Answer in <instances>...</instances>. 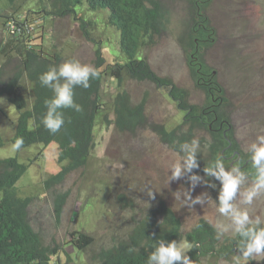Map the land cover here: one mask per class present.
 <instances>
[{"label": "rangeland", "instance_id": "rangeland-1", "mask_svg": "<svg viewBox=\"0 0 264 264\" xmlns=\"http://www.w3.org/2000/svg\"><path fill=\"white\" fill-rule=\"evenodd\" d=\"M161 1L165 4L167 10L171 7L168 11L171 15V12H173L174 16L170 15V18L172 17L170 25L177 28L176 31H178L177 33H175L176 31L172 32L174 29L169 25L168 30L164 31L159 37L148 40L149 43L144 45L143 55L146 52L145 58L149 61L152 70L160 77L171 78L178 86L180 85L179 87L188 91H190L188 88L192 89L189 92L192 103L204 104L206 94L203 91L200 92L201 90L195 85V80L189 68L187 53L186 36L192 12L185 0H176L177 2L171 0ZM15 3L22 10L32 7L34 10L36 8V11L41 9L50 11L51 9L50 4L44 5L38 0H17ZM180 5H183V7ZM79 6L78 12L75 10L69 17H55L47 22L41 15H34L36 17L35 24L40 29V36L36 40L37 46L40 47L43 42L42 48L46 52L51 55L58 52L62 54L63 61L61 63L71 58H77L82 63L94 66L93 63L97 58L98 51H101L103 58L105 57L106 64L122 62L123 55L119 47V33L113 26L109 25L107 11L91 10L88 8V4ZM179 8H183V14L182 12L180 14ZM208 15L210 22L216 28L217 37L211 45L212 47H209L211 53L206 48L202 51L201 58L204 61L207 59L205 62L216 73H219L217 74L218 78L226 87L228 98L231 101L229 112L232 117L233 131L236 139H239L240 148L245 150L247 144L255 140L258 134H264V0H214L208 10ZM100 19L101 21H98ZM175 22L176 24H174ZM83 23L86 24V29L90 31L91 40L88 39L81 27ZM178 23L180 24L177 25ZM55 24L56 27L54 28ZM104 26L105 29L103 30ZM185 26L186 28H184ZM1 28L0 24V42L3 37ZM183 28L187 31L185 32ZM78 29L82 32L79 33ZM40 41L41 43H39ZM2 44L5 43H0V48L3 46ZM11 51L12 48L8 47L7 51L0 57V64L4 66L0 65V67L3 69L6 67L5 71L15 69L19 62L18 57L9 58L8 53ZM119 57H122L120 58L121 61ZM11 61H13V64H11ZM4 64L9 67L7 68ZM113 72L111 70L104 72L106 78L104 89H107L105 99L107 100L106 104L108 103L105 108L111 112H109L110 118L114 117V113L109 108V103L114 100L118 91L116 87L118 85V75ZM124 88L128 92L131 90L129 93L134 91L130 94L131 97L132 95L134 97L131 98L134 104H139L144 98L147 99V102L145 101L147 104V106L145 104V111L149 120L153 121L154 124L158 122L157 124H164L172 128L181 124L183 115L180 110L182 108L177 106L176 102L169 97L164 89H160L152 81L126 77ZM7 110L11 112L12 107L9 106ZM106 110L102 111V115H105ZM185 127L183 126V129ZM106 128L108 127L104 125V120L99 119L95 130L96 146L89 158V163L85 167L71 172L62 184L48 189L45 186V180L60 168L57 160L58 148L55 145H51L47 151L44 150L45 155L21 179V181L23 180L20 184L21 193L32 198L30 207L32 223L41 232L48 233L49 241L53 246L59 244L61 248H65L70 253L71 260L68 264H96L93 258H89L88 252L75 245L72 232L75 234L78 232L92 234L99 245L110 244L113 242V237L108 238L106 231L113 229L118 238L122 237L132 228L148 207L161 199L167 200L176 209L182 217L183 227L184 230L187 229L186 231L190 230L200 218H218L216 199H218L220 186L212 188L208 184L199 183L194 189H191L190 182L186 177L168 183V166L174 155L179 154V151L172 149L171 146L161 141L160 135L153 132L156 130L152 128L142 129L143 132L140 130L137 135V132L133 134L120 132L114 124L108 129ZM105 129L106 131H104ZM146 130L151 133L146 132ZM6 132L8 136L11 135L12 127L9 126ZM144 132L145 135H143ZM129 133L132 135L129 136ZM196 136L195 138H198L199 141L203 139L205 145L210 140V134L205 129H197ZM26 149L31 154L23 151L22 156L24 162L29 164L28 157L35 158L41 147L37 150L36 146ZM17 152L13 144L7 143L5 147L0 149V158L14 157ZM231 163L235 164L233 160H231ZM146 188L153 191L152 196L147 194ZM185 190H191L193 198L201 193H207L210 196L208 204L206 201L204 205L196 204L191 208L188 205L183 206L181 200H177L175 196L177 191L183 193ZM67 192V200L61 218L58 219L55 210L56 197ZM122 193L135 199L133 207L126 206L124 209L125 205L123 204H125V201L119 199ZM254 214L264 216V199L254 205ZM99 245H94L92 251L96 250ZM232 258L218 259L210 256L204 264H221L222 261L225 264H231ZM66 259L62 255L63 264L66 263ZM262 262L264 261L257 262L253 260L249 264H260Z\"/></svg>", "mask_w": 264, "mask_h": 264}, {"label": "trees", "instance_id": "trees-1", "mask_svg": "<svg viewBox=\"0 0 264 264\" xmlns=\"http://www.w3.org/2000/svg\"><path fill=\"white\" fill-rule=\"evenodd\" d=\"M16 1L17 0H0V3L2 4L4 3V5L0 6L1 20L4 21L8 17V15L15 14L20 10L21 7L16 5L15 3ZM50 1L51 4L49 3ZM50 1L47 0L48 4L51 5L52 12H40L35 10L32 11L30 10V12H32L33 14L41 15L42 17H45L47 15L53 17H58V16L66 17L70 13L69 12L70 3L76 0H66V1L50 0ZM88 1L90 6L89 9L103 10L108 12L109 25L113 26V28H115L116 31L120 34L119 47L122 51L124 61L116 64L113 63L106 64V60L105 58L102 57L101 51L97 52V58L93 64L100 73L99 78H96V81L95 79L90 80L91 83L89 86L90 88L89 87L86 89L82 87L75 88L74 99L78 104L82 106V111L76 112L72 109H64L63 111L65 116V124L58 133L54 135L51 134L43 125L42 122L43 117L45 116L47 111L44 102L46 99L51 98L53 93L51 89L41 85L39 77L50 66L61 64L60 61L62 59L61 54L58 52L51 55L50 53L46 52L43 49L35 50V52L34 50L29 51V49L27 48L29 47V44L31 42L30 40L32 39L28 33H21L18 36H10L6 38L5 40L6 44L1 48L2 51L0 50V53L4 54V52L7 51V48L11 47L12 51L8 53L9 58H15V57L19 58L18 65L16 66V68L18 69L16 68L14 70L9 69L8 71H5V69L3 70L0 69V89H1L0 90V99H1L0 100V149L5 147L7 143H11L14 145L15 141L20 137H22L24 140V145L20 150H18L16 156L0 158V191L2 190L1 193L3 194L2 195L0 193V264H63L62 255H64V257L67 258L65 264H68V262L71 260V255L70 253L67 252L65 248H61L59 244L53 246L52 243L49 241V235H47L48 233L45 234L41 232L40 229H38L36 225L32 223V220L29 217L31 216L29 215V213H30L32 198L30 196H25L21 193L20 184L23 181V180L21 181V179L25 176L28 170L33 169L35 163L45 155V151H47V149L51 145H55L58 148L57 160L59 159L58 163L60 164V168L56 172H54L51 177L47 178L48 181L45 180L46 182L45 186L46 185L49 186L48 182H51L50 187L60 185L66 180L67 176L71 172L78 170L81 167H85L89 163V158L94 150L93 147H95L96 144V140H93V138L95 139V130L98 124L97 120L99 119H101L102 121L104 120V125L108 128L112 124H114L115 127L118 129L122 125L125 124L126 126L128 125V127L122 126L121 129H119L120 132L122 131V132L138 133L140 130L144 128L145 129L152 128L153 130L157 129L156 130L157 132L160 130L158 134L160 133L159 135L162 141L164 140L163 142H166V144L170 145L172 148L177 146L175 148L176 151L179 148V144L184 143L186 141L190 142L196 136L195 130L205 129L210 134L211 143L210 145L206 146V148L204 147L203 149H201L203 146H205V143L201 141L202 144L200 151L203 152V150L206 149V151L204 152L207 154L208 158L206 157V154L203 155L201 152L200 154L198 153V157H199L198 162L200 163L199 168H202V170H199L198 168L193 171H195L197 174L198 172L199 174H201L202 171L203 174L204 173L203 168L207 167L211 162H213L217 158L222 159L226 167H230L231 164L229 162L232 159H234L235 164H238L240 167L242 166L241 168L242 170L245 169L244 170L245 172L252 173L254 171L250 163L249 154L240 148L239 143H237L238 140L236 139L235 133L233 134L234 131L231 124V114L229 112L230 100L228 98L227 92H225L226 89L225 87H223L224 85L222 86V83L220 82L219 78L218 77L216 78L217 76L216 71H214L201 58L202 51L205 48H209L216 40V36H217L216 28L214 27V25H212V23L209 21L208 18V10L214 0H185L188 7L190 8V11L192 10L191 12L195 13V16L192 13L193 18L191 16L189 20V25H188L189 30L187 31L188 34L186 36V43H187L189 65L193 78L196 83L195 85L198 88L203 89L202 91L206 94V101L204 104L201 105L192 103L188 97L190 95V94L188 95L189 91H187L185 88L178 87V85L175 82H173L171 78L160 77L154 70H152L151 65L150 66L148 65L150 63L148 60H146L147 58H145L144 55L143 56L141 55L143 54L142 52L143 51L142 49L144 48L143 46L149 43L148 40H154V38L159 37L164 31L168 30V27L170 25L169 23L171 21V18L169 19L170 17V14L168 15L169 11L166 9L165 4L161 0H88ZM73 12L75 11H72L71 14ZM82 26L84 33L88 36V39L91 40L92 37L90 35V31L86 29V24L83 23L81 27ZM143 37L144 38L147 37V38L144 39ZM139 40L141 43L139 42ZM199 43L201 45H199ZM137 52L139 53V55ZM25 57L27 59H25ZM33 59H35L36 61H34ZM101 59L103 61H100ZM45 60L46 61L48 60L49 63H46ZM31 61H34V63ZM38 61H41L42 64L44 62L42 68H41L42 64H40L41 62ZM35 62H38L40 66ZM20 64H22V66H20ZM48 64L49 65L52 64V65L49 66ZM39 69L41 70V72H39ZM106 70L114 71L113 72L114 74L118 73L117 77L119 79L118 80L119 82L117 86H119L118 90L120 89L121 91V92L117 91L118 93H116L117 95L115 94V97L118 96V98H116L115 100L114 97L115 101L113 100L109 103L110 108L114 110L113 113L115 114V116L113 118H110L109 112L106 113L105 115H102V111L106 110L105 107L107 102L105 99V93L107 92V89L106 90L104 89V85L106 84V78L104 72ZM12 71L14 72V74L12 73ZM126 77L135 78L138 80H150L153 83H155L160 89H164L168 93L169 97L174 102H176L177 106L179 108L180 107L182 108L180 110L183 115L181 119V124L172 128L164 124H157V123L154 124L153 122H151L149 120L148 115L144 111L145 103L142 107V104L143 102L146 101V98H144L143 101H141L139 104H134V102H132L130 93L124 88V82ZM3 82L4 83L6 82L5 85L7 87L4 85ZM89 89L90 92H88ZM125 94L127 98H125L126 96H123L125 99L123 100L122 95ZM22 99L25 100L24 103ZM127 99H129V101ZM117 101L118 103L116 104ZM119 105L124 110L125 109L127 110V111L125 110V112L123 111V109L121 110L122 116H120V118L119 115L121 114L118 113L120 111H117L120 110ZM9 106L12 107L11 112L7 110ZM19 107L21 108L18 109ZM85 109H87V111ZM115 109H117L116 110L117 113ZM133 111L135 112L136 117H134ZM222 111L224 113H222ZM90 112H92V115ZM93 112L95 113L93 114ZM139 112H141L142 115ZM125 115H127L126 117L130 119L127 118L125 120H122L121 117H123L124 119ZM139 115L143 117L142 123H141L142 119H140L142 117ZM93 116L96 117L94 118ZM131 118L132 119L138 118L137 120L134 119L132 121L137 122L139 119L140 121L137 122L136 124L134 122L135 126L133 127V124L131 123ZM117 119H121V121L118 122ZM147 124H152V125L148 126ZM12 125H14L13 135L8 136L6 130L8 129L9 126ZM181 125H186V132L184 131V133L188 134L187 135L188 137L183 134V129H182L183 127ZM3 126H5V128H3ZM131 126L134 129H131ZM179 126H180V130L179 128H177ZM176 128L177 130H175ZM161 129L163 132L164 130L166 132H164V134L163 133L161 134L162 132ZM189 132H191L190 136H189ZM166 134L167 136L170 135L169 140H167L168 138L165 136ZM171 134L172 136L174 134L175 138L174 137L172 138ZM171 138L174 140H172ZM187 138L188 139L191 138V140L190 139L187 140ZM170 140H172L173 143L172 142L170 143ZM32 146H36V150L40 147L42 149H40L39 153L36 154L35 158L29 156L28 158L30 163L27 164L24 162L22 152L24 151L25 153L31 154L30 152H27L29 150H27L26 148ZM237 146L239 147L237 148ZM209 148L211 150L213 149V151H210ZM207 152L209 153V155ZM211 154H213V156ZM210 156H212V158L214 156L216 157H214L213 158L214 160L212 161V158L210 159ZM205 157L207 158L206 160L209 161L208 163H206L207 161L204 160ZM204 161L207 165L206 164L201 165L204 163ZM66 173L68 175H66ZM201 176H204V174ZM60 179L61 182L59 181ZM208 180L210 181V183L213 181L217 185L216 187L220 186L218 184L219 181H216L214 178L209 177ZM55 181H58L59 183ZM52 182L56 183V185H54ZM51 184H53V186H51ZM66 195H68V192L61 193L56 197L55 205H56V214L58 213L56 215L57 218L61 217V213L63 212L62 209L64 208V205L67 200ZM125 195L126 194L124 193L120 194V199L125 201L124 205L130 204V207H133L135 205L134 199L128 197L129 199L128 201V199L126 198L127 196ZM171 206H172L171 204L169 206V202L167 200L165 201V199H161L157 203L148 207L141 214L140 218L136 221V223L132 226V228L129 230L130 232L128 231L124 235V237L123 236L120 237L121 239L117 237V234L113 229L106 231V236L108 238L113 237V242L110 244L99 245L98 243H96V240H94L95 237L92 234L81 233V232L80 233L78 232L77 234L72 232L73 236H75L73 238V242L78 247L81 245L79 248L82 250L84 249L85 252H88L89 258H93L96 264H146L147 257L149 253L153 250V247L156 245L158 240L160 239H164L166 241L177 240V239L179 240L183 236L186 237L188 240L190 239L189 241L199 245L198 248H193L188 253L189 258L192 259L193 261V264H204L203 261H205L207 258H209L212 255H213L212 257H216L219 259V258H226L227 256H228L227 258L230 257L232 258L234 254H238L235 241H233L232 239L225 237L223 238V240L221 241L219 240L218 242L217 240H215V237L214 238L212 237L213 239L211 238V236L213 235L215 236L214 233L215 231L207 223L206 218H200L197 221L198 223L196 222V224L190 230L185 231L183 227V220H181L182 217L179 216L178 212H176L179 216L178 217L175 213L176 209L173 206L172 207ZM161 214L164 215L162 216ZM179 225L181 227H179ZM178 228L179 229L181 228L180 229L181 232L178 231ZM39 232L42 234V236L40 235ZM194 235L197 237L195 238ZM207 238H209V240H207ZM91 239H93V241ZM79 240L81 243L79 242ZM82 240L84 242V246H82L83 245ZM204 240L206 241L204 242ZM88 241L91 242L89 243ZM96 244L99 245V247L96 250L92 251V247ZM217 244L218 247L216 246ZM136 247L139 248L136 249ZM134 249L136 251H134ZM146 250L148 251V253L146 252ZM144 252H146V254H144ZM50 255L51 258H49ZM94 255L96 256L95 258ZM260 264H264V262Z\"/></svg>", "mask_w": 264, "mask_h": 264}, {"label": "clouds", "instance_id": "clouds-1", "mask_svg": "<svg viewBox=\"0 0 264 264\" xmlns=\"http://www.w3.org/2000/svg\"><path fill=\"white\" fill-rule=\"evenodd\" d=\"M38 1L44 5L47 4V0ZM87 4L89 8L88 0H76L70 3L69 15L77 10L79 5ZM30 10L34 9L22 10L20 8L17 13L8 15L4 21L0 18L3 34L1 42L6 44V38L28 33L32 39L28 49L34 51L43 49V42L40 47L36 44L40 32L39 26L35 24L34 15L38 14H33ZM40 12L52 11L41 9ZM43 18L47 22L54 17L47 15ZM2 54L0 53V57ZM99 75L95 66L82 63L77 58L50 66L40 75L41 85L51 89L53 93L52 97L44 102L47 111L42 121L51 134L58 133L64 126V109L82 111V106L74 99L75 88H88L90 80L98 78ZM11 127V135H13L14 125ZM210 143L209 140L206 146ZM23 145L24 140L20 137L15 141L14 148L18 151ZM200 148L198 138L179 144V154L174 155L168 166V183L186 177L191 189H194L199 183L216 188L215 183L208 181L209 177L219 181L220 187L218 199H216V211L219 216L215 219L206 218L207 223L215 231V238L222 240L228 237L235 241L238 254L233 255L231 264H249L253 260L264 261V216L254 214V205L264 199V134H258L255 140L248 143L245 148L254 170L252 173L245 172L238 164L231 163V161L229 162L231 166L226 167L223 160L217 158L203 168L204 176H201L193 171L200 166L198 162ZM232 160L235 162L234 159ZM145 191L149 196L153 195V191L148 188ZM209 197L207 193H201L193 198L191 190H185L183 193L177 191L175 196L177 200H181L183 206L188 205L190 208L196 204L204 205L206 201L208 204ZM198 247V244L189 241L186 237L171 241L160 239L149 253L146 264H193L188 253ZM221 264L225 262L222 261Z\"/></svg>", "mask_w": 264, "mask_h": 264}, {"label": "bare ground", "instance_id": "bare-ground-1", "mask_svg": "<svg viewBox=\"0 0 264 264\" xmlns=\"http://www.w3.org/2000/svg\"><path fill=\"white\" fill-rule=\"evenodd\" d=\"M49 1H50V0H49ZM52 1H53V0H52ZM65 1H66V0H65ZM169 1H170V0H169ZM171 1H174V2H175L176 0H171ZM179 1H180V0H179ZM12 2H13V1H12ZM36 2H37V1H36ZM70 2H71V1H70ZM103 2H105V1H103ZM165 2H166V1H165ZM176 2H177V1H176ZM47 3H48V2H47ZM49 3L51 4V1H50ZM65 3H66V2H65ZM110 3H111V2H110ZM35 4H37V3H35ZM57 4H58V3H57ZM57 4H56V5H57ZM175 4H176V3H175ZM1 5H4V3H3V4L0 3V6H1ZM37 5H39V4H37ZM58 5H59V4H58ZM146 5H147V4H146ZM169 5H170V4H169ZM50 6H51V5H50ZM91 6H94V5H91ZM102 6H103V5H102ZM148 6H149V5H148ZM170 6H171V5H170ZM178 6H179V4H178ZM180 6H181V5H180ZM193 6H194V5H193ZM2 7H3V6H2ZM42 7H43V6H42ZM56 7H57V6H56ZM67 7H68V6H67ZM181 7H183V5H182ZM22 8H23V6H22ZM32 8H33V7H32ZM32 8H31V9H32ZM34 8H35V7H34ZM39 8H40V7H39ZM46 8H47V6H46ZM54 8H55V7H54ZM54 8H53V10H54ZM64 8H66V7H64ZM97 8H98V7H97ZM170 8H171V7H170ZM170 8H169V9H170ZM81 9H82V8H81ZM169 9H168V10H169ZM172 9L174 10L173 6H172ZM172 9H171V10H172ZM179 9H180V8H179ZM182 9H183V8H181L180 11H179L180 14H181V12L183 11ZM184 9H185V8H184ZM35 10H37V9L35 8ZM47 10H48V9H47ZM60 10H61V9H60ZM82 10H83V9H82ZM82 10H81V11H82ZM177 10H178V8H177ZM206 10H207V9H206ZM38 11H39V10H38ZM174 11H175V10H174ZM191 11H192V10H191ZM194 11H195V10H194ZM54 12H55V11H54ZM76 12H78V10H77ZM176 12H177V11H176ZM179 12H178V13H179ZM86 13H88V12H86ZM171 13H172V15L170 14V12L168 13V15L170 14L171 16H174V15H173V12H171ZM178 13H177V14H178ZM192 13H193V12H192ZM76 14H77V13H76ZM182 14H183V12H182ZM193 14H194V16H195V13H193ZM193 14H192V15H193ZM184 15H185V14H184ZM95 16H96V15H95ZM179 16H180V15H179ZM181 16H182V15H181ZM208 16H209V15H208ZM68 17H69V16H68ZM93 17H94V16H93ZM96 17H97V16H96ZM168 17H169V16H168ZM187 17H188V16H187ZM54 18H55V17H54ZM87 18H88V17H87ZM87 18H86V19H87ZM171 18H172V17H171ZM192 18H193V16H192ZM91 19H93V18H91ZM94 19H95V18H94ZM110 19H111V18H110ZM169 19H170V17H169ZM177 19H178V18H177ZM205 19H206V18H205ZM186 20H187V18H186ZM41 21H42V20H41ZM90 21H91V20H90ZM95 21H96V19H95ZM98 21H101V19L98 20ZM103 21H104V20H103ZM173 21H175V20L173 19ZM178 21H179V20H178ZM207 21H208V20H207ZM209 21H210V19H209ZM88 22H89V21H88ZM93 22H94V21H93ZM170 22H171V21H170ZM37 23H38V21H37ZM54 23H55V22H54ZM94 23H95V22H94ZM97 23H98V22H97ZM99 23H100V22H99ZM101 23H102V22H101ZM184 23H185V22H184ZM191 23H192V22H191ZM191 23H190V25H191ZM102 24H103V23H102ZM169 24H170V23H169ZM174 24H176V22H175ZM179 24H180V23H178L177 25H179ZM53 25H54V24H53ZM75 25H76V24H75ZM94 25H95V24H94ZM96 25H97V24H96ZM100 25H101V24H100ZM98 26H99V25H98ZM101 26H103V25H101ZM171 26H172V25H170V27H171ZM211 26H212V25H211ZM55 27H56V24H55L54 28H55ZM77 27H78V26H77ZM88 27H89V26H88ZM91 27H92V25H91ZM99 27H100V26H99ZM198 27H199V26H198ZM43 28H44V27H43ZM50 28H51V27H50ZM54 28H53V29H54ZM82 28H83V26H82ZM95 28H96V27H95ZM101 28H102V27H101ZM107 28H108V26H107ZM171 28H173V27H171ZM171 28H169V29L171 30ZM178 28H179V26H178ZM184 28H186V26H185ZM184 28H183V30L185 31ZM188 28H189V27H188ZM213 28H214V27H213ZM1 29H2V28H1ZM53 29H52V30H53ZM62 29H63V27H62ZM98 29H99V28H98ZM104 29H105V26H104L103 30H104ZM173 29H174V30H173V31L171 30V31H172V32H175L177 28H173ZM39 30H40V29H39ZM78 30L80 31L79 33L82 32L80 29H78ZM99 30H101V29H99ZM188 30H189V29H188ZM1 31H2V30H1ZM44 31H45V30H44ZM55 31H57V30L55 29ZM59 31H60V30H59ZM61 31H62V30H61ZM83 31H84V30H83ZM86 31H87V30H86ZM97 31H98V30H97ZM177 31H178V30H177ZM177 31H176L175 33H177ZM186 31H187V29H186ZM186 31H185V32H186ZM98 32H99V31H98ZM101 32H102V31H101ZM182 32H183V31H182ZM212 32H213V31H212ZM1 33H2V32H1ZM41 33H42V32H41ZM62 33H63V32H62ZM74 33H77V32H74ZM106 33H107V32H106ZM106 33H105V34H106ZM207 33H208V32H207ZM47 34H48V33H47ZM59 34H60V33H59ZM63 34H65V33H63ZM102 34H103V33H102ZM187 34H188V33H187ZM76 35H78V34H76ZM90 35H91V34H90ZM145 35H146V34H145ZM148 35H149V34H148ZM153 35H154V33H153ZM183 35H184V33H183ZM183 35H180V36H183ZM180 36H179V37H180ZM61 37L63 38V36H61ZM89 37H90V36H89ZM152 37H153V36H152ZM183 37H185V36H183ZM197 37H198V36H197ZM216 37H217V36H216ZM143 38H144V37H143ZM146 38H147V37H145L144 39H146ZM49 39H50V38H49ZM180 39H182V38H180ZM38 40H39V39H38ZM30 41H31V40H30ZM181 41H182V40H181ZM82 42H83V41H82ZM102 42H103V41H102ZM139 42H140V40H139ZM194 42H195V41H194ZM0 43H2V42H0ZM21 43H22V42H21ZM28 43H29V42H28ZM39 43H41V41H40ZM88 43H89V42H88ZM140 43H141V42H140ZM144 43H145V42H144ZM181 43H182V42H181ZM183 43H184V42H183ZM183 43H182V44H183ZM192 43H193V42H192ZM209 43H210V42H209ZM102 44H103V43H102ZM185 44H186V43H185ZM195 44H197V43H195ZM2 45H3V44H2ZM49 45H50V44H49ZM199 45H201V44L199 43ZM212 45H213V44H212ZM47 46H48V45H47ZM141 46H142V45H141ZM146 46H147V45H146ZM204 46H205V44H204ZM207 46H208V45H207ZM219 46H221V45H219ZM23 47H24V46H23ZM143 47H144V46H143ZM193 47H195V46H193ZM211 47H212V46H211ZM213 47H214V46H213ZM139 48H140V47H139ZM7 49H8V48H7ZM13 49H14V48H13ZM27 49H28V48H27ZM141 49H142V48H141ZM207 49H209V48H207ZM211 49H212V48H211ZM217 49H218V48H217ZM83 50H84V49H83ZM138 50H139V49H138ZM142 50H143V49H142ZM145 50H146V49H145ZM205 50H206V48H205ZM1 51H2V50H1ZM29 51H30V50H29ZM31 51H32V50H31ZM47 51H48V50H47ZM75 51H76V50H75ZM209 51H210V49H209ZM209 51L207 50V52H209ZM218 51H220V50H218ZM34 52H35V51H34ZM55 52H56V51H55ZM67 52H68V51H67ZM81 52H82V51H81ZM121 52H122V51H121ZM142 52H143V51H142ZM207 52H205V54H207ZM4 53H5V52H4ZM29 53H30V52H29ZM32 53H33V52H32ZM99 53H100V52H99ZM137 53H138V52H137ZM209 53H211V51H210ZM224 53H225V52H224ZM216 54H217V53H216ZM23 55H24V54H23ZM25 55H26V54H25ZM36 55H38V54H36ZM61 55H62V54H61ZM80 55H81V54H80ZM138 55H139V53H138ZM141 55L143 56V54H141ZM141 55H140V56H141ZM145 55H146V52H145ZM145 55H144V56H145ZM103 56H104V55H103ZM120 56H121V55H120ZM220 56H221V54H220ZM31 57H32V56H31ZM37 57H38V56H37ZM214 57H215V55H214ZM224 57H225V56H224ZM34 58H35V57H34ZM54 58H55V57H54ZM104 58H105V57H104ZM120 58H122V57H119V60H120ZM207 58H208V57H207ZM13 59H14V58H13ZM13 59H12V60H13ZM25 59H27V58L25 57ZM40 59H41V58H40ZM117 59H118V58H117ZM135 59H136V57H135ZM1 60H2V59H1ZM4 60H5V59H4ZM16 60H17V58H16ZM31 60H32V58H31ZM33 60L36 61L35 59H33ZM64 60H66V59H64ZM93 60H94V59H93ZM105 60H106V59H105ZM115 60H116V59H115ZM122 60L124 61V58H123ZM146 60H147V59H146ZM206 60H207V59H206ZM206 60H205V61H206ZM218 60H219V59H218ZM29 61H30V60H29ZM34 61H31V62L34 63ZM45 61H46V60H45ZM58 61H59V60H58ZM60 61H63V60L61 59ZM90 61H91V60H90ZM100 61H103V60L101 59ZM120 61H121V60H120ZM224 61H225V60H224ZM38 62H41V61H38ZM38 62H35V63L38 64ZM106 62H107V61H106ZM117 62H118V61H117ZM9 63H10V62H9ZM9 63H8V64H9ZM20 63H21V61H20ZM29 63H30V62H29ZM46 63H49V61L47 60ZM57 63H58V62H57ZM59 63H60V62H59ZM115 63H116V62H115ZM119 63H120V62H119ZM125 63H126V62H125ZM135 63H136V62H135ZM204 63H205V62H204ZM208 63H209V62H208ZM5 64H6V62H5ZM5 64H4V65H5ZM11 64H13V61H11ZM22 64H23V63H22ZM22 64H20V66H22ZM40 64H42V62H41ZM40 64H38V65L40 66ZM111 64H112V63H111ZM0 65H1V64H0ZM26 65H27V64H26ZM33 65H34V64H33ZM43 65H44V62H43V64L41 65V68H42ZM48 65H49V64H48ZM50 65H52V64H50ZM50 65H49V66H50ZM56 65H58V64H56ZM124 65H125V64H124ZM148 65L150 66V64H148ZM1 66H2V65H1ZM5 66H7V65H5ZM20 66H19V67H20ZM28 66H30V65H28ZM34 66H35V65H34ZM34 66H33V67H34ZM39 66H38V68H39ZM46 66H47V65H46ZM52 66H53V65H52ZM199 66H200V65H199ZM2 67H4V66H2ZM8 67H9V66H7V68H8ZM11 67H12V66H11ZM5 68H6V67H5ZM5 68H4V69H5ZM20 68H21V67H20ZM30 68H31V67H30ZM36 68H37V66H36ZM149 68H150V67H149ZM151 68H152V67H151ZM189 68H190V67H189ZM189 68H188V69H189ZM16 69H18V68H16ZM34 69H35V68H34ZM44 69H45V68H44ZM47 69H48V68H47ZM2 70H3V68H2ZM13 70H14V69H13ZM27 70H28V67H27ZM117 70H118V69H117ZM15 71H17V70H15ZM131 71H132V70H131ZM36 72H37V69H36ZM39 72H41L40 69H39ZM109 72H110V71H109ZM118 72H119V71H118ZM218 72H219V71H218ZM12 73L14 74L13 71H12ZM107 73H108V72H107ZM16 74H17V73H16ZM109 74H110V73H109ZM117 74H118V73H117ZM213 74H214V73H213ZM217 74H219V73H217ZM17 75H18V74H17ZM28 75H29V73H28ZM31 75H32V73H31ZM2 77H3V76H2ZM110 77H111V76H110ZM114 77H115V76H114ZM131 77H132V76H131ZM217 77H219V76L217 75L216 78H217ZM98 78H99V77H98ZM116 78H117V77H116ZM209 78H211V77H209ZM199 79H200V78H199ZM4 80H5V79H4ZM33 80H34V79H33ZM33 80H32V81H33ZM216 80H217V79H216ZM93 81H94V80H93ZM95 81H96V79H95ZM99 81H100V80H99ZM117 81H118V79H117ZM201 81H202V79H201ZM108 82H110V81H108ZM118 82H119V81H118ZM173 82H174V81H173ZM197 82H198V81H197ZM3 83H4V82H3ZM5 83H6V82H5ZM5 83H4V85H5ZM97 83H98V82H97ZM111 83H112V82H111ZM115 83H116V82H115ZM115 83H114V85H115ZM201 83H202V82H201ZM210 83H211V82H210ZM7 84H8V83H7ZM90 84H91V83H90ZM116 84H117V83H116ZM141 84H142V83H141ZM98 85H99V84H98ZM223 85H224V84L222 83V86H223ZM5 86H6V85H5ZM108 86H109V85H108ZM179 86H180V85H179ZM179 86H178V87H179ZM1 87H2V86H1ZM6 87H7V86H6ZM98 87H99V86H98ZM116 87L118 88L119 86L116 85ZM132 87H134V86H132ZM183 87H184V86H183ZM213 87H215V86H213ZM213 87H212V88H213ZM223 87H225V85H224ZM3 88H4V86H3ZM89 88H90V87H89ZM107 88H108V87H107ZM113 88H114V87H113ZM225 88H226V87H225ZM5 89H6V88H5ZM109 89H110V88H109ZM188 89L190 90L189 92H191L192 89H190V88H188ZM223 89H224V88H223ZM223 89H222V90H223ZM0 90H1V89H0ZM12 90H13V89H12ZM93 90H94V89H93ZM105 90H106V89H105ZM105 90H104V91H105ZM125 90H126V89H125ZM132 90H133V89H132ZM197 90H198V89H197ZM201 90H203V89H201ZM219 90H220V89H219ZM5 91H6V90H5ZM34 91H35V90H34ZM95 91H96V89H95ZM97 91H98V90H97ZM119 91H120V89L118 90V92H119ZM127 91H128V90H127ZM130 91H131V90H130ZM130 91H129V92H130ZM187 91H188V90H187ZM195 91H196V90H195ZM12 92H13V91H12ZM88 92H90V89H89ZM92 92H93V91H92ZM105 92H106V91H105ZM105 92H104V93H105ZM118 92H117V93H118ZM120 92H121V91H120ZM133 92H134V91H133ZM133 92H131V93H133ZM192 92H193V91H192ZM200 92H202V91H200ZM218 92H219V91H218ZM225 92H227V91H225ZM3 93H4V92H3ZM124 93H125V92H124ZM131 93H130V94H131ZM147 93H148V92H147ZM1 94H2V93H1ZM21 94H22V93H21ZM84 94H85V93H84ZM126 94H127V92H126ZM126 94H125V95H122V99H123V100H125L123 96H126ZM136 94H137V93H136ZM224 94H225V93H224ZM94 95H95V94H94ZM116 95H117V94H116ZM185 95H186V94H185ZM188 95H189V93H188ZM191 95H192V94H191ZM210 95H211V94H210ZM9 96H10V95H9ZM120 96H121V95H120ZM136 96H137V95H136ZM201 96H202V95H201ZM20 97H22V96H20ZM89 97H90V96H89ZM91 97H92V95H91ZM93 97H94V96H93ZM97 97H98V96H97ZM128 97H129V96H128ZM130 97H131V96H130ZM132 97H133V95H132ZM132 97H131V98H132ZM147 97H148V95H147ZM188 97H189V96H188ZM211 97H212V96H211ZM112 98H113V97H112ZM116 98H118V96L115 97V100H116ZM119 98H120V97H119ZM125 98H127V96H126ZM133 98H134V97H133ZM97 99H98V98H97ZM99 99H100V98H99ZM110 99H111V98H110ZM189 99H190V98H189ZM201 99H202V98H201ZM223 99H224V98H223ZM22 100H23V103H24L25 100H24V99H22ZM89 100H90V98H89ZM104 100H105V99H104ZM115 100H114V101H115ZM127 100L129 101V99H127ZM130 100H131V99H130ZM146 100H147V99H146ZM187 100H188V98H187ZM191 100H192V98H191ZM212 100H213V99H212ZM102 101H103V100H102ZM106 101H107V100H106ZM112 101H113V100H112ZM118 101H119V100H118ZM118 101L116 102V104L118 103ZM213 101H214V100H213ZM222 101H223V100H222ZM228 101H229V100H228ZM38 102H39V101H38ZM40 102H41V101H40ZM108 102H109V101H108ZM124 102H125V101H124ZM132 102H133V101H132ZM146 102H147V101H146ZM230 102H231V101H230ZM122 103H123V101H122ZM128 103H129V102H128ZM130 103H131V102H130ZM144 103H145V102H143L142 107H143ZM107 104H108V103H107ZM107 104H106V105H107ZM124 104H127V103H124ZM131 104H132V103H131ZM145 104H146V103H145ZM226 104H227V103H226ZM113 105H114V104H113ZM122 105H123V104H122ZM128 105H129V104H128ZM228 105H229V104H228ZM17 106H18V105H17ZM109 106H110V105H109ZM111 106H112V105H111ZM146 106H147V104H146ZM226 106H227V105H226ZM24 107H25V105H24ZM35 107H36V106H35ZM35 107H34V108H35ZM106 107H107V106H106ZM119 107H120V105H119ZM142 107H141V108H142ZM144 107H145V106H144ZM220 107H221V105H220ZM222 107H223V106H222ZM20 108H21V107H19L18 109H20ZM109 108H110V107H109ZM112 108H113V107H112ZM105 109H106V108H105ZM110 109H111V108H110ZM117 109H118V106H117ZM117 109H115V111H116ZM122 109H123V108L120 107V110H117V111H120V112H118V113L121 114V110H122ZM144 109H145V108H144ZM219 109H220V108H219ZM85 110L87 111V109H85ZM125 110H126V109H125ZM125 110L123 109L124 112H125ZM145 110H146V109H145ZM145 110H144V111H145ZM220 110H221V109H220ZM104 111H105V110H104ZM113 111H114V110H113ZM117 111H116V113H117ZM126 111H127V110H126ZM135 111H136V110H135ZM138 111H139V110H138ZM142 111H143V110H142ZM142 111H141V112H142ZM224 111H225V110H224ZM106 112H110V111H107V110H106ZM106 112H105V114H106ZM133 112H134V111H133ZM141 112H139V113L142 115ZM145 112H146V111H145ZM227 112H228V110H227ZM227 112H226V114H227ZM25 113H26V112H25ZM90 113H91V115H92V112H90ZM94 113H95V112H93V114H94ZM96 113H97V112H96ZM100 113H101V112H100ZM110 113H111V112H110ZM130 113H131V112H130ZM146 113H147V112H146ZM222 113H224V112L222 111ZM29 114H30V111H29ZM27 115H28V114H27ZM97 115H98V114H97ZM99 115H100V114H99ZM118 115H119V114H118ZM133 115H134V117H136V116H135V112H134ZM133 115H132V117H133ZM136 115H137V114H136ZM141 115H139V116H141ZM144 115H145V114H144ZM114 116H115V114H114ZM120 116H122V114L119 115V118H120ZM123 116H124V115H123ZM126 116H127V115H125L124 119H123V117H121V119H122V120L127 119L128 117H126ZM128 116H129V115H128ZM91 117H92V116H91ZM93 117H94V116H93ZM95 117H96V116H95ZM95 117H94V118H95ZM130 117H131V116H130ZM141 117H142V116H141ZM231 118H232V117H231ZM98 119H99V118H98ZM121 119H117V121L119 122V121H121ZM128 119H130V118H128ZM134 119L137 120L138 118H137V119L134 118ZM134 119L131 118V123L133 124V127L135 126V125H134V122H135V121H132V120H134ZM140 119H142V120H141V123H142V122H143V117L140 118ZM140 119H139L137 122H139ZM219 119H220V117H219ZM224 120H225V119H224ZM231 120H232V119H231ZM97 121H98V120H97ZM109 121H110V120H109ZM109 121H108V122H109ZM94 122H95V121H94ZM110 122H111V121H110ZM118 122H117V123H118ZM137 122H135V124H136ZM152 122H153V121H152ZM156 122H157V121H156ZM91 123H92V122H91ZM117 123H116V124H117ZM125 123H126V121H125ZM125 123H123V124H125ZM128 123H129V122H128ZM149 123H150V122H149ZM157 123H158V122H157ZM119 124H121V123H119ZM129 124H130V123H129ZM183 124H184V123H183ZM130 125H131V124H130ZM140 125H141V124H140ZM140 125H139V126H140ZM143 125H144V124H143ZM147 125L150 126V125H152V124H147ZM186 125H187V124H186ZM186 125H183V126H186ZM118 126H119V125H118ZM118 126H117V127H118ZM122 126H126V124H125V125H122ZM122 126H121V127H122ZM160 126H161V125H160ZM181 126H182V125H181ZM183 126H182V127H183ZM121 127H119V129H121ZM126 127H128V125H127ZM146 127H147V126H146ZM158 127H159V125H158ZM137 128H138V127H137ZM137 128H136V129H137ZM140 128H141V127H140ZM154 128H155V127H154ZM162 128H165V127H162ZM177 128H179V130H180V126L177 127ZM177 128H176L175 130H177ZM187 128H188V127H187ZM106 129H108V128H106ZM106 129H105L104 131H106ZM131 129H134V128H132V126H131ZM138 129H139V128H138ZM144 129H145V128H144ZM182 129H183V128H182ZM185 129H186V127L183 129V134L187 136L188 134L184 133V131L186 132ZM194 129H195V128H194ZM127 130H128V129H127ZM155 130H157V129H155ZM158 130H159V129H158ZM169 130H170V129H169ZM169 130H168V131H169ZM124 131H126V130H124ZM132 131H133V130H132ZM141 131H142V130H141ZM148 131H149V130H148ZM148 131L146 130V132H148ZM151 131H152V130H151ZM159 131H160V130H159ZM159 131H158V132H159ZM161 131H162V129H161ZM188 131H189V130H188ZM195 131H196V130H195ZM121 132H122V131H121ZM142 132H143V131H142ZM153 132H157V131H153ZM158 132H157V133H158ZM164 132H166V131L164 130ZM164 132L162 131L161 134H162V133L164 134ZM179 132H180V131H179ZM201 132H202V131H201ZM149 133H151V132L149 131ZM180 133H181V132H180ZM190 133H191V132H189V136H190ZM198 133H200V132H198ZM132 134H133V133H132ZM132 134L129 133V136L132 135ZM146 134H148V133H146ZM153 134H154V133H153ZM153 134H152V135H153ZM159 134H160V133H159ZM176 134H178V133H176ZM228 134H229V133H228ZM233 134H234V132H233ZM60 135H61V134H60ZM137 135H138V133H137ZM140 135H142V134H140ZM143 135H145V132H144ZM149 135H150V134H149ZM195 135H196V134H195ZM58 136H59V135H58ZM147 136H148V135H147ZM155 136H156V135H155ZM165 136L168 138L167 140H169V136H170V135L167 136V134H166ZM171 136H172V134H171ZM191 136H192V135H191ZM60 137H61V136H60ZM60 137H59V138H60ZM131 137H132V136H131ZM153 137H154V136H153ZM173 137H174V134H173L172 138H173ZM187 137H188V136H187ZM192 137H193V136H192ZM196 137H197V136H196ZM57 138H58V137H57ZM132 138H133V137H132ZM138 138H139V136H138ZM138 138H137V139H138ZM151 138H152V137H151ZM172 138H171V139H172ZM174 138H175V137H174ZM176 138H177V137H176ZM180 138H182V137H180ZM180 138H179V139H180ZM194 138H195V137H194ZM133 139L136 140V138H133ZM152 139H153V138H152ZM155 139H156V138H155ZM189 139L191 140V138H189ZM189 139L187 138V140H189ZM93 140H95V139L93 138ZM153 140H154V139H153ZM172 140H174V139H172ZM172 140H170V143L172 142ZM177 140H178V139H177ZM181 140H182V139H181ZM60 141H61V140H60ZM63 141H64V140H63ZM161 141H162V140H161ZM161 141H160V142H161ZM163 141H164V140H163ZM185 141H186V140H185ZM200 141H201V140H200ZM202 141H203V139H202ZM206 141H207V140H206ZM238 141H239V139H238ZM240 141H241V140H240ZM61 142H62V141H61ZM157 142H158V141H157ZM175 142H176V141H175ZM181 142H182V141H181ZM183 142H184V140H183ZM186 142H188V141H186ZM207 142H208V141H207ZM236 142H237V141H236ZM62 143H63V142H62ZM62 143H61V144H62ZM165 143H166V142H165ZM172 143H173V142H172ZM200 143H201V142H200ZM237 143H238V142H237ZM63 144H64V143H63ZM63 144H62V145H63ZM160 144H161V143H160ZM178 144H179V143H178ZM201 144H202V143H201ZM201 144H200V145H201ZM240 144H241V142H240ZM43 145H44V144H43ZM162 145H164V144L162 143ZM166 145H167V144H166ZM241 145H242V144H241ZM44 146H45V145H44ZM92 146H93V145H92ZM95 146H96V145H95ZM169 146H170V145H169ZM175 146H176V145H175ZM202 146H203V145H202ZM205 146H206V145H205ZM161 147H162V146H161ZM176 147H177V146H176ZM176 147H174V149H175ZM238 147H239V146H237V148H238ZM240 147H241V146H240ZM93 148H94V147H93ZM162 148H163V147H162ZM168 148L170 149V147H168ZM203 148H204V146H203ZM203 148H201V149H203ZM205 148H206V147H205ZM211 148H212V147H211ZM232 148H233V147H232ZM242 148H243V147H242ZM41 149H42V148H41ZM164 149H165V148H164ZM169 149H168V150H169ZM172 149H173V148H172ZM207 149H208V148H207ZM209 149H210V148H209ZM216 149H217V148H216ZM178 150H179V148H178ZM178 150H177V151H178ZM236 150H237V149H236ZM243 150H244V149H243ZM172 151H173V150H172ZM204 151H206V149L203 150V152H201V151H200V152L204 155V154H206ZM207 151H208V150H207ZM210 151H213V149H212V150L210 149ZM210 151H209V152H210ZM244 151H245V150H244ZM207 153H208V152H207ZM199 154H200V153H199ZM62 155H63V154H62ZM208 155H209V153H208ZM211 155L213 156V154H211ZM151 156H152V155H151ZM199 156H201V155H199ZM212 156H210V159L212 158ZM148 157H149V155H148ZM206 157H207V154H206ZM206 157H205V159H204L205 161H207L206 159L208 158V157H207V158H206ZM214 157H216V156H214ZM214 157H213V158H214ZM145 158H146V157H145ZM198 158H199V157H198ZM203 158H204V157H203ZM213 158H212V161L214 160ZM147 159H148V158H147ZM30 160H31V159H30ZM58 160H59V159H58ZM205 161H204V163L201 164V165H204V164H206V163L209 162V161H207V162L205 163ZM202 162H203V161H202ZM210 162H211V161H210ZM83 163H84V161H83ZM199 164H200V163H199ZM35 165H36V164H35ZM206 165H207V164H206ZM30 166H31V165H30ZM37 166H39V165H37ZM81 166H82V165H81ZM27 167H28V166H27ZM199 167H200V166H199ZM202 167H203V166H202ZM241 167H242V166H241ZM79 168H80V167H79ZM77 169H78V168H77ZM194 170H196V169H194ZM199 170H202V168H199ZM244 170H245V169H244ZM247 170H248V169H247ZM33 171H34V170H33ZM40 171H41V170H40ZM154 171H155V170H154ZM66 172H67V171H66ZM194 172H195V171H194ZM197 172H198V171H197ZM144 173H145V172H144ZM64 174H65V173H64ZM141 174H142V173H141ZM198 174H199V172H198ZM203 174H204V173H203ZM203 174H202V171H201V174H199V175H203ZM66 175H68V174L66 173ZM129 175H131V174H129ZM143 175H144V174H143ZM136 177H137V175H136ZM133 179H134V177H133ZM150 179H151V178H150ZM207 179H209V178H207ZM46 180H47V179H46ZM47 181H48V180H47ZM59 181L61 182V179H60ZM62 181H63V179H62ZM53 182H54V181H53ZM53 182H52V183H53ZM55 182H58V181H55ZM45 183H46V182H45ZM48 183H49V186L46 185L47 189L50 188V183H51V182H48ZM48 183H47V184H48ZM58 183H59V182H58ZM156 183H157V182H156ZM211 183H214V182L212 181ZM53 184L56 185V183H53ZM53 184H51V186H53ZM218 184H219V183H218ZM219 185H220V184H219ZM219 185H218V186H219ZM216 186H217V185H216ZM153 187H155V186H153ZM1 192H2V190L0 191V193H1ZM125 193H126V192H125ZM1 194H2V193H1ZM2 195H3V194H2ZM66 196H67V195H66ZM66 196H65V197H66ZM125 196H127V195H125ZM128 197H129V196H127L126 198L128 199ZM217 198H218V197H217ZM60 199H61V198H60ZM63 199H64V198H63ZM119 199H120V198H119ZM133 199H134V198H133ZM153 199H154V198H153ZM62 201H63V200H62ZM64 201H65V200H64ZM128 201H129V199H128ZM134 201H135V199H134ZM165 201H166V200H165ZM132 202H133V201H132ZM119 203H120V202H119ZM122 203H123V202H122ZM122 203H121V205H122ZM124 203H125V202H124ZM134 203H135V202H134ZM63 204H64V203H63ZM154 204H155V203H154ZM59 205H60V204H59ZM61 205H62V204H61ZM105 205H106V204H105ZM119 205H120V204H119ZM121 205H120V208H121ZM123 205H124V204H123ZM132 205H133V203H132ZM132 205H131V206H132ZM126 206L129 207L130 204H129V205L126 204V205L124 206V209H125ZM169 206H170V204H169ZM118 207H119V206H118ZM171 207H172V206H171ZM27 209H28V208H27ZM117 209H118V208H117ZM126 209H127V208H126ZM171 209H172V208H171ZM55 210H56V209H55ZM59 210H61V209H59ZM62 210H63V209H62ZM120 210H121V209H120ZM122 210H123V208H122ZM173 210H174V209H173ZM151 211H152V210H151ZM176 212H177V211H175V213H176ZM60 213H61V212H60ZM60 213H59V215H60ZM30 214H31V213H29V215H30ZM57 214H58V213H57ZM61 214H62V213H61ZM178 214H179V213H178ZM178 214L176 213L177 216H178ZM161 215H162V214H161ZM163 215H164V214H163ZM163 215H162V216H163ZM116 216H117V215H116ZM157 216H159V215H157ZM179 216H180V215H179ZM179 216H178V217H179ZM29 217L32 218L31 216H29ZM143 217H144V216H143ZM58 218H61V217H58ZM158 218H159V217H158ZM161 218H162V217H161ZM180 218H181V217H180ZM121 219H122V218H121ZM141 219H142V218H141ZM145 219H147V218H145ZM159 219H160V218H159ZM159 219H158V220H159ZM122 220H123V219H122ZM179 220H180V219H179ZM181 220H182V219H181ZM34 221H36V220H34ZM58 221H59V220H58ZM118 221H119V220H118ZM143 221H144V220H143ZM203 221H204V220H203ZM200 222H202V221H200ZM35 223H36V222H35ZM115 223H116V222H115ZM117 223H118V222H117ZM179 223H180V222H179ZM197 223H198V222H197ZM31 224H32V223H31ZM134 224H135V223H134ZM115 225H116V224H115ZM176 226H177V225H176ZM34 227H35V226H34ZM179 227H181V226L179 225ZM185 227H186V226H185ZM119 229H120V228H119ZM123 229H124V228H123ZM176 229H177V227H176ZM180 229H181V228H180ZM180 229L178 228V231H179V232H181ZM190 229H191V228H190ZM33 230H34V229H33ZM186 230H187V229H186ZM186 230H185V231H186ZM188 230H189V229H188ZM213 230H214V229H213ZM197 231H198V230H197ZM129 232H130V231H129ZM39 233H40V232H39ZM39 233H38V234H39ZM81 233H83V232H81ZM182 233H183V232H182ZM184 233H185V232H184ZM214 233H215V232H214ZM178 234H179V233H178ZM180 234H181V233H180ZM190 234H191V233H190ZM195 234H196V233H195ZM40 235L42 236L41 233H40ZM81 235H82V234H81ZM184 235H185V234H184ZM205 235H206V233H205ZM211 235H212V234H211ZM86 236H87V235H86ZM118 236H119V235H118ZM180 236H181V235H180ZM190 236H191V235H190ZM194 236H195V235H194ZM74 237H75V236H74ZM83 237H84V236H83ZM83 237H82V238H83ZM123 237H124V235H123ZM183 237H184V236H183ZM196 237H197V236H195V238H196ZM206 237H207V236H206ZM212 237L214 238L215 236L213 235V236H211V238H212ZM41 238H42V237H41ZM90 238H91V237H90ZM178 238H179V237H178ZM199 238H200V236H199ZM213 238H212V239H213ZM75 239H76V238H75ZM86 239H87V238H86ZM120 239H121V238H120ZM203 239H204V238H203ZM43 240H44V239H43ZM91 240L93 241V239H91ZM94 240H95V239H94ZM177 240H178V239H177ZM189 240H190V239H189ZM207 240H209V238H207ZM215 240H217V239L215 238ZM222 240H223V239H222ZM124 241H125V240H124ZM127 241H128V240H127ZM127 241H126V242H127ZM205 241H206V240H204V242H205ZM217 241L219 242V240H217ZM220 241H221V240H220ZM225 241H226V240H225ZM79 242H80V240H79ZM82 242H83V240H82ZM88 242H89V241H88ZM90 242H91V241H90ZM90 242H89V243H90ZM210 242H211V241H210ZM214 242H215V241H214ZM80 243H81V242H80ZM86 243H87V242H86ZM89 243H88V244H89ZM202 243H203V242H202ZM221 244H222V243H221ZM44 245H45V243H44ZM153 245H154V244H153ZM80 246H81V245H80ZM80 246H79V247H80ZM82 246H84V242H83V245H82ZM86 246H87V245H86ZM216 246L218 247V244H217ZM219 246H220V243H219ZM79 247H78V248H79ZM140 247H141V246H140ZM146 247H147V246H146ZM212 247H213V245H212ZM217 247H216V248H217ZM223 247H224V246H223ZM137 248H139V247H136V249H137ZM55 250H56V249H55ZM83 250H84V249H83ZM103 250H104V249H103ZM112 250H113V249H112ZM119 250H120V249H119ZM214 250H215V248H214ZM223 250H224V249H223ZM134 251H136V250L134 249ZM112 252H115V251H112ZM146 252L148 253L147 250H146ZM146 252H144V254H146ZM55 253H56V252H55ZM104 253H105V251H104ZM50 254H51V253H50ZM57 254H58V253H57ZM95 254H96V253H95ZM118 254H119V253H118ZM213 254H214V253H213ZM106 255H107V253H106ZM232 255H233V254H232ZM109 256H110V255H109ZM205 256H206V255H205ZM212 256H213V255H212ZM214 256H215V255H214ZM95 257H96V256L94 255V258H95ZM227 257H228V256H227ZM227 257H226V258H227ZM49 258H51V255H50ZM53 258H54V257H53ZM230 258H231V257H230ZM54 259H55V258H54ZM198 259H199V258H198ZM207 259H208V258H207ZM223 259H224V258H223ZM203 262H205V261H203ZM201 263H202V261H201ZM252 264H253V263H252Z\"/></svg>", "mask_w": 264, "mask_h": 264}]
</instances>
